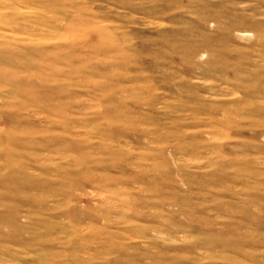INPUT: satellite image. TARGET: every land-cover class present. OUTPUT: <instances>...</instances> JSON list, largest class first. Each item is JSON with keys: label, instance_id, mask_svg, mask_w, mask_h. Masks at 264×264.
<instances>
[{"label": "rangeland", "instance_id": "1", "mask_svg": "<svg viewBox=\"0 0 264 264\" xmlns=\"http://www.w3.org/2000/svg\"><path fill=\"white\" fill-rule=\"evenodd\" d=\"M0 264H264V0H0Z\"/></svg>", "mask_w": 264, "mask_h": 264}]
</instances>
